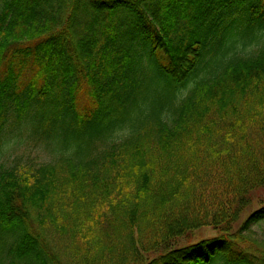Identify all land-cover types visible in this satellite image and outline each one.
Segmentation results:
<instances>
[{
    "label": "trees",
    "instance_id": "obj_1",
    "mask_svg": "<svg viewBox=\"0 0 264 264\" xmlns=\"http://www.w3.org/2000/svg\"><path fill=\"white\" fill-rule=\"evenodd\" d=\"M11 118L59 157L0 166V264H264V0H3Z\"/></svg>",
    "mask_w": 264,
    "mask_h": 264
},
{
    "label": "rangeland",
    "instance_id": "obj_2",
    "mask_svg": "<svg viewBox=\"0 0 264 264\" xmlns=\"http://www.w3.org/2000/svg\"><path fill=\"white\" fill-rule=\"evenodd\" d=\"M2 5L3 0H0V9ZM155 75L156 72L152 71L151 76ZM68 120L70 119L68 118ZM38 123V118H34V121L32 120L31 124L24 121L22 125L18 127L14 125L12 118L9 120L2 134L3 145L0 148V166L22 170L28 169L30 166H38L41 163L56 161L59 157V153L55 152V148L53 146L48 147L46 143L37 141L34 136H31L32 130L38 125ZM49 125L50 122H47V126ZM57 129L60 131V123L57 124ZM67 136H69L70 139L76 138L71 132ZM260 192H263L264 194V190H260ZM258 205H255L254 207ZM36 223L37 222H35V224ZM198 234L199 236L202 234V237L204 238H209L216 235L217 232L213 230V228L205 227L198 231ZM246 235L249 238L250 244L255 249H264V221L254 225L252 230ZM65 239H59L60 243H64ZM181 241L182 243H186L188 239L183 238Z\"/></svg>",
    "mask_w": 264,
    "mask_h": 264
}]
</instances>
